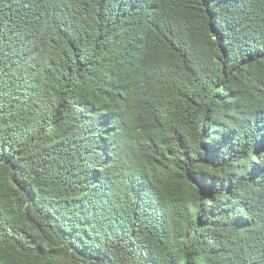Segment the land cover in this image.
<instances>
[{"label":"trees","instance_id":"16d2710c","mask_svg":"<svg viewBox=\"0 0 264 264\" xmlns=\"http://www.w3.org/2000/svg\"><path fill=\"white\" fill-rule=\"evenodd\" d=\"M0 264H264V0H0Z\"/></svg>","mask_w":264,"mask_h":264}]
</instances>
